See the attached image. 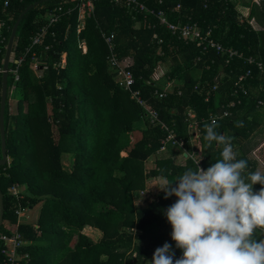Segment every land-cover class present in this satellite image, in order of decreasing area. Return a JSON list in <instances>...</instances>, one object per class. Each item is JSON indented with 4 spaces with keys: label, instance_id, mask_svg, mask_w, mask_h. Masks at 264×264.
<instances>
[{
    "label": "trees",
    "instance_id": "16d2710c",
    "mask_svg": "<svg viewBox=\"0 0 264 264\" xmlns=\"http://www.w3.org/2000/svg\"><path fill=\"white\" fill-rule=\"evenodd\" d=\"M37 1H9L2 55L17 17ZM63 3L72 12L47 28L44 44L51 46L50 50L33 49L47 69L39 77L34 75L28 56L19 80L8 77L7 93L14 84L20 99L11 112L6 98L4 128L9 160L0 167V232L11 233L8 227L16 224L18 208L40 204L35 223L22 222L17 228L28 243L21 248L28 260L20 264H152L155 251L165 243L171 246L175 264L183 250L171 237L173 230L165 212L178 198L165 199L158 187L163 178L175 182L185 171L196 168L179 149L168 144L160 150L165 133L149 123L143 108L116 83L101 32L114 35L115 56L131 61L132 88L174 129L176 138L186 141L187 152L188 124L196 122L208 169L222 159L223 149L215 141L209 147L204 139V126L212 115L237 102L230 109L233 117L219 120L215 128L218 134L230 137L232 144L247 140L262 123L264 77L254 65H246L245 59L251 57L264 64V0H182L179 14H170L179 0H163L161 5L151 0L147 4L167 12L169 22L181 20L196 24L202 32L210 31L212 39L242 55L241 60L228 64L213 50L201 54L196 42L177 39L154 17L129 13L111 0L94 1L93 12L85 18L79 35L75 0H51L34 6L19 23L15 52L30 43L47 14ZM246 9L248 17L243 16ZM252 19L262 30L253 28ZM154 34L161 43L153 39ZM71 36L75 38L72 42ZM79 39L85 41L84 49L78 48ZM63 53L64 66L60 65ZM165 64L167 71L155 81L153 75ZM246 71L250 72L245 82L248 95L236 97L233 84ZM258 101L263 103L260 108ZM189 111L193 118L188 117ZM239 112L242 117L236 115ZM141 120L145 127L136 134L134 126ZM122 152L126 156H121ZM177 156L182 164L174 162ZM241 159L246 160L238 154L237 160ZM14 185L25 188L18 199L7 191ZM262 187L256 184L253 191ZM86 229L95 231L96 239ZM253 239L264 240V234L256 230Z\"/></svg>",
    "mask_w": 264,
    "mask_h": 264
},
{
    "label": "clouds",
    "instance_id": "9594fccd",
    "mask_svg": "<svg viewBox=\"0 0 264 264\" xmlns=\"http://www.w3.org/2000/svg\"><path fill=\"white\" fill-rule=\"evenodd\" d=\"M204 127L209 147L212 141L224 146L222 159L207 170L188 169L175 182L165 177L158 187L165 199L178 198L165 212L171 237L183 250L175 264H264V240L253 239L264 229V187L253 191L264 185V172L248 173L246 182L247 161L237 160L231 138L215 131V120ZM170 247L158 248L152 264H173Z\"/></svg>",
    "mask_w": 264,
    "mask_h": 264
},
{
    "label": "built area",
    "instance_id": "2783aa9c",
    "mask_svg": "<svg viewBox=\"0 0 264 264\" xmlns=\"http://www.w3.org/2000/svg\"><path fill=\"white\" fill-rule=\"evenodd\" d=\"M10 0H1L0 2V63L3 61L2 55V46L5 42V37L3 35V30L5 28V19L4 16L7 12V7ZM95 0H75L76 8H77V26H76V33L77 35L83 30L84 20L86 17L90 16L93 12ZM181 1L177 3L170 11V14H179L181 9ZM113 5L118 6L127 10L129 13L133 14H141L144 13L146 15H150L154 17L159 24L160 27L166 29L171 35L175 36L177 39L184 41V42H196L198 47H200V53L203 54L209 50H213L216 55L224 58L225 64L232 62L233 60H241L242 55L238 53L236 50H233L228 47H224L219 42L215 41L211 37V32L206 31L202 32L196 24L190 22H182L176 21L174 23L169 22L168 13L163 11L162 9H152L147 4L151 2V0H111ZM163 0H156L157 5H161ZM71 7H68L63 4H59L55 6L46 16V22L43 24L41 29L30 38V43L21 51L15 52L16 43L13 46L12 51V58L9 64L7 73L8 77H11L15 80H19V71L21 67L24 65L26 58L30 56V67L31 71L39 77L42 73L47 69L46 65L40 64L39 60L36 57V53L33 49H37L42 47L43 51H49L50 47L47 44H44L45 37L47 35V28L50 25L57 23L62 15L70 14ZM101 38L103 39L105 45L108 49V63L110 69L113 70L115 74L116 83L121 86V88L128 92L131 99H133L138 106L143 108L145 115L148 118V121L153 126L159 127L164 133L165 137L161 141V151H164L166 145H171L179 149L182 155H185L186 158L191 159L195 168L197 166L199 168H204V158L202 155V148L199 141L198 135V127L195 121H191L188 124V134H189V144L191 145L190 150L187 152V143L184 139H178L175 136L174 129L168 125H166L160 118L158 112L152 108L146 106L144 100L141 98L140 92L133 87L135 84L134 78L129 71V67L131 64L130 59H123L118 60L113 52V39L114 35L110 34L107 35L101 32ZM153 39H157V35H153ZM159 43L161 40L157 39ZM78 48L84 49L86 47L85 41L82 39L78 40ZM199 59V58H198ZM246 65L255 66L257 70L263 74V67L264 64L262 62L256 61L254 58H247L245 59ZM65 63V54L61 55V64L64 66ZM1 74H2V66H0V85H1ZM250 72L246 71L242 75H239L238 78L235 80L233 86L235 89V96L238 97L239 94L247 96L248 91L245 87V82L247 77L249 76ZM162 76V75H161ZM157 73L153 75V79L158 81L160 77ZM224 75L222 74L221 77ZM169 83L167 84V86ZM14 88V84L10 86V88ZM8 89V87H7ZM160 97L162 95H159ZM165 96V94H163ZM239 101V100H238ZM240 101L238 102L239 105ZM237 102L232 101L230 102L224 109L222 108L221 111L217 114H214L210 117L209 124H211L212 120H215L216 123L222 119H230L233 115L230 112V109L236 107ZM262 106V102H257V107ZM188 117L193 118V113L188 112ZM192 149V151H191ZM187 154V155H186ZM8 193L14 196L16 199L19 198L22 189L19 185H14L8 188ZM15 215L17 216L16 224L12 227L10 234H3L0 233V264H20L23 260H28V254L21 253V248L27 246V242L23 241L21 235L17 231L18 226L23 222L22 219L25 217V210L22 208H18L15 211Z\"/></svg>",
    "mask_w": 264,
    "mask_h": 264
},
{
    "label": "crops",
    "instance_id": "0c3cea01",
    "mask_svg": "<svg viewBox=\"0 0 264 264\" xmlns=\"http://www.w3.org/2000/svg\"><path fill=\"white\" fill-rule=\"evenodd\" d=\"M63 5L67 6V3H63ZM248 14H249V10L248 9L243 11V16L244 17H248ZM253 22L255 23L256 27L253 25ZM250 24L253 26V28L255 30H257V31L262 30L261 25L257 21H255V19H252L250 21ZM167 84H168V82L164 84L165 85L164 86V90H166L168 88ZM262 106H263V103H262ZM262 106H260V107H262ZM236 115L238 117H242L241 112L237 113ZM216 146H217V144L215 145V147ZM232 146H233L234 152H236L237 155L238 154L243 155L246 158V160L248 162H250L248 167L245 169V172L242 173V174L247 175L248 173L255 172L257 170H260V171L264 172V116L262 118L261 125H259L258 127H256L255 129H253L251 131V133L249 134V137L247 138V140H245L242 143L232 144ZM191 151H192V149H191ZM202 155H203V153H202ZM203 158H204V161H205L204 155H203ZM8 159H9V157H8ZM176 160H178V159L176 157H174V162L175 163H177V164H182L183 163L182 158L178 162ZM204 161H203V164H204ZM21 189L23 190L25 188L22 186ZM140 193H142V192H140ZM140 195H142V194H140ZM138 204H140V203L138 202ZM136 206H137V203H136ZM24 216H25L24 217L25 219H28L26 213H25ZM35 220H36V218H35ZM257 230H259L260 232H262L264 234V229H257Z\"/></svg>",
    "mask_w": 264,
    "mask_h": 264
},
{
    "label": "water",
    "instance_id": "95a60500",
    "mask_svg": "<svg viewBox=\"0 0 264 264\" xmlns=\"http://www.w3.org/2000/svg\"><path fill=\"white\" fill-rule=\"evenodd\" d=\"M1 1V0H0ZM51 0H39L29 6H27L17 17L12 29L10 31V35L8 37V41L5 47L3 61H2V74H1V85H0V167H3L8 162V157L6 154V140H5V128H4V112L7 98V86H8V67L12 58L13 46L16 43V31L19 26L20 21L23 16L31 10L34 6L38 4L48 2ZM263 77H264V67H263ZM185 157V155H183ZM3 221V195L0 191V225Z\"/></svg>",
    "mask_w": 264,
    "mask_h": 264
},
{
    "label": "rangeland",
    "instance_id": "374dc122",
    "mask_svg": "<svg viewBox=\"0 0 264 264\" xmlns=\"http://www.w3.org/2000/svg\"><path fill=\"white\" fill-rule=\"evenodd\" d=\"M253 25L256 27V25H255V23L253 22ZM75 38H74V36H71L70 37V41L72 42L73 40H74ZM167 69H168V64H165V65H161V66H159L158 67V69H157V74L159 75V76H161V75H163V74H165V72L167 71ZM20 99V97H19V94H18V91L15 89V88H9V90H8V93H7V107H8V110L10 111L11 110V112H13L14 111V108L16 107V102L18 101ZM6 124H7V129L9 128V126H10V120H9V118L7 117V122H6ZM145 127V124H144V121L143 120H141L139 123H137L135 126H134V128H135V133L136 134H138V133H140L141 132V130L143 129ZM189 140H190V138H189ZM221 146V145H220ZM121 156H125L126 155V153L125 152H122L121 154H120ZM178 160H176L177 162L178 161H180L181 160V158H180V156H177L176 157ZM64 165L66 166V167H68V161L67 160H64ZM204 166V165H203ZM205 167V166H204ZM155 183V182H154ZM160 183H161V181H160ZM159 183V180H157V182H156V184H160ZM151 185H153V184H151ZM138 204V203H137ZM40 209H41V206H40V204H37V205H35V206H32L31 208H27V209H24L25 210V213L27 214V218L28 219H22L24 222H29V223H35V218H37L38 217V214H39V211H40ZM13 227V226H12ZM12 227H8V229L10 230V232H11V230H12ZM88 229H86L85 230V232L88 234V235H90L91 237H93V238H95L96 239V237H97V234H96V232L95 231H87ZM1 233V232H0ZM135 233H137V232H135ZM139 234V233H138Z\"/></svg>",
    "mask_w": 264,
    "mask_h": 264
}]
</instances>
